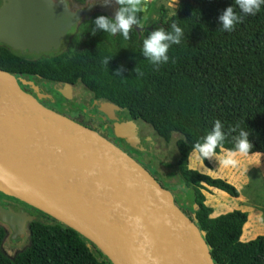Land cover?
Returning a JSON list of instances; mask_svg holds the SVG:
<instances>
[{"label": "trees", "instance_id": "obj_1", "mask_svg": "<svg viewBox=\"0 0 264 264\" xmlns=\"http://www.w3.org/2000/svg\"><path fill=\"white\" fill-rule=\"evenodd\" d=\"M72 1L83 4L87 0ZM230 6L239 14L235 0H180L172 16L166 18L161 10L159 21L139 33L133 26L128 40L99 30L93 36L94 17L75 35L77 41L70 43L78 49L32 60L0 45V70L15 78L78 82L94 98L149 125L164 142L178 135L175 168L180 183L162 187L203 233L214 264H264V237L241 241L247 213L235 210L211 217L213 211L201 193L204 184L237 198V189L188 167L193 145L202 142L217 119L226 133L236 125L247 131L252 152L264 155V5L256 15H244L234 31L225 32L220 29L219 17ZM138 17L141 23L142 11ZM174 22L184 36L179 45L170 47L169 62L156 67L143 56V41L156 28L170 31ZM106 57L112 58L108 65L103 63ZM136 69L142 75L138 76ZM239 129L228 133L225 148L234 147L232 137ZM0 195L44 218L28 224L29 246L13 258L0 253V264H111L74 230L17 199ZM4 234L0 227V246Z\"/></svg>", "mask_w": 264, "mask_h": 264}, {"label": "water", "instance_id": "obj_2", "mask_svg": "<svg viewBox=\"0 0 264 264\" xmlns=\"http://www.w3.org/2000/svg\"><path fill=\"white\" fill-rule=\"evenodd\" d=\"M67 2L2 0L0 45L22 56L55 52L92 9L73 13ZM19 80L0 70V193L74 230L111 264H214L169 190L95 131L41 106ZM120 136L134 150L152 149L135 126ZM32 221L0 206L13 245Z\"/></svg>", "mask_w": 264, "mask_h": 264}, {"label": "rangeland", "instance_id": "obj_3", "mask_svg": "<svg viewBox=\"0 0 264 264\" xmlns=\"http://www.w3.org/2000/svg\"><path fill=\"white\" fill-rule=\"evenodd\" d=\"M180 0H146L142 11L140 28L149 27L150 24L158 22L164 10L165 17L172 16L178 7ZM177 3V4H176ZM89 20H84L76 31H74L66 45L74 44L77 41L76 34H80L83 28L88 27ZM64 50V49H62ZM60 50V51H62ZM82 97L79 91L75 97L78 101ZM125 112V111H124ZM143 138L153 141L152 149L148 152L135 153L136 160H141L140 164L151 174L162 186L172 187L179 184L180 180L176 172L175 164L178 158L175 147L179 136L174 134L168 143L159 138L152 128L143 123H138ZM218 159H203L194 151L189 155L188 167L199 173L208 175L212 178L222 179L234 186L239 196L232 198L224 192L209 188L202 184L201 193L205 196V205L212 209L211 217H217L232 211L245 212L248 220L243 227L242 242L253 240L257 236L264 237V155L251 157H240L239 167L224 168L219 165ZM221 192V193H220ZM34 218L43 221L44 218L32 212ZM2 242L0 253L9 258H13L17 253L25 250L28 239L25 237L21 244L13 245L10 243V230Z\"/></svg>", "mask_w": 264, "mask_h": 264}, {"label": "flooded vegetation", "instance_id": "obj_4", "mask_svg": "<svg viewBox=\"0 0 264 264\" xmlns=\"http://www.w3.org/2000/svg\"><path fill=\"white\" fill-rule=\"evenodd\" d=\"M1 1L2 0H0V5ZM67 6L68 9L73 13L85 10L88 6H91L92 9L90 10L89 14H83L80 17L79 21L70 29V31L67 33L66 38L61 42V45L55 52L26 54L24 56L27 59L37 60L38 58L45 57L48 54L63 52L66 49H78L74 45H66L65 43H67L69 36H71V34L78 29L79 25L83 23L84 20L90 21L92 18L97 17L102 13L105 14L106 11L108 13H111L117 10V4H115L114 0L110 6H105L103 4V0H87L83 4L68 0ZM17 79H20L17 82L19 87L24 92L32 96L41 106L95 131L100 136L114 144L116 147L123 150L125 153H130L131 155L129 154V156L136 160L135 153L139 151L130 148L125 139L120 135L123 131L135 126L137 128L138 135L142 137L141 130L138 126V123H140V121L130 119L118 106L117 109L116 105L110 102L94 98L91 93L78 82L73 84L66 82L51 83L47 81L36 80L35 78L30 79L27 77H19ZM79 91L81 92L82 97L78 101H76L75 97ZM108 104H111L112 106L110 107L108 106ZM132 150L136 152H131ZM136 161L139 164L141 162V160L138 159ZM0 206L3 209L10 210L15 214H19L25 217H33V220H35L34 215L32 214V212H34L33 210L26 208L16 201L1 195ZM0 227L3 228L5 233L3 239L4 241L8 233L7 229L9 228L1 222ZM25 237L28 239V242L30 244L29 229L26 232L24 238ZM1 247L2 244L0 246V249Z\"/></svg>", "mask_w": 264, "mask_h": 264}, {"label": "clouds", "instance_id": "obj_5", "mask_svg": "<svg viewBox=\"0 0 264 264\" xmlns=\"http://www.w3.org/2000/svg\"><path fill=\"white\" fill-rule=\"evenodd\" d=\"M118 10L115 13L114 19L104 15H100L94 20L92 35L99 30L108 33L112 36L120 34L125 40L130 39V33L133 31V26L140 27L138 14L143 11L146 0H114ZM113 0H103L105 6H110ZM178 3V0H177ZM176 3V4H177ZM235 5L239 9V14L234 10L233 6L226 8L219 17L221 28L225 32H232L236 26L242 22L244 15H256L261 6L264 5V0H235ZM184 36V32L177 23L170 25V31L163 27L156 28L143 41L142 54L154 66L159 67L162 64L169 62V49L172 45H179ZM112 58H105L103 63L108 65ZM174 62V61H173ZM138 76L142 73L138 72ZM119 71L116 75H119ZM239 125L230 127L228 132L224 131V124L217 119L211 131L202 138V142H196L193 145V151L198 153L203 159L212 160L219 157L218 163L224 168H237L240 164V157H251L262 155L261 153H253V144L249 140V133L243 129H239L238 135L233 136V148H225L224 143L228 133H236ZM218 149L220 152H218Z\"/></svg>", "mask_w": 264, "mask_h": 264}, {"label": "crops", "instance_id": "obj_6", "mask_svg": "<svg viewBox=\"0 0 264 264\" xmlns=\"http://www.w3.org/2000/svg\"><path fill=\"white\" fill-rule=\"evenodd\" d=\"M249 218L247 217V220H248ZM242 237V236H241Z\"/></svg>", "mask_w": 264, "mask_h": 264}]
</instances>
